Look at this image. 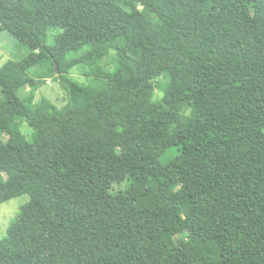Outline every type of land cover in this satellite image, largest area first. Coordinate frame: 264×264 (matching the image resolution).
<instances>
[{
	"label": "trees",
	"instance_id": "obj_1",
	"mask_svg": "<svg viewBox=\"0 0 264 264\" xmlns=\"http://www.w3.org/2000/svg\"><path fill=\"white\" fill-rule=\"evenodd\" d=\"M0 31L29 50L0 69V204L30 198L0 264H264V0H0Z\"/></svg>",
	"mask_w": 264,
	"mask_h": 264
},
{
	"label": "rangeland",
	"instance_id": "obj_2",
	"mask_svg": "<svg viewBox=\"0 0 264 264\" xmlns=\"http://www.w3.org/2000/svg\"><path fill=\"white\" fill-rule=\"evenodd\" d=\"M241 8H246L244 4H241ZM29 50L27 47L20 44L12 35L7 32L0 31V69L10 60L13 61H21L26 56H28ZM111 58L105 59H96L94 66H102L107 71H112L113 64L111 63ZM90 67H86L84 65H78L75 67L69 78L73 80L77 84H87L88 83V75H90ZM46 70L35 69L30 74L34 77H37L41 82H43L42 86H39L40 89L36 94V103H39L42 99H49L51 102L56 104L59 108H62L67 105L66 94L60 86V81L56 78H44V74ZM162 79H158V82H161ZM100 90L107 89V85L105 83H101L99 86ZM32 93V89L30 87H26L20 91L21 98H28ZM163 93L160 89H157L154 96L155 102L162 101ZM8 108L0 109V124L3 123L2 117L6 114ZM22 131L30 136L32 134V129L26 124H21ZM0 135L4 137L1 133ZM3 181L7 180V176L5 174H1ZM125 183L118 186L124 189ZM30 198L28 196H21L15 199H12L8 202L0 204V238L4 239L9 234V229L12 226L13 222L17 219L20 214L22 207L25 206L29 202ZM183 239H186V235H182L176 238L177 242H181Z\"/></svg>",
	"mask_w": 264,
	"mask_h": 264
},
{
	"label": "water",
	"instance_id": "obj_3",
	"mask_svg": "<svg viewBox=\"0 0 264 264\" xmlns=\"http://www.w3.org/2000/svg\"><path fill=\"white\" fill-rule=\"evenodd\" d=\"M56 73H57V74H59V71H58V69L56 70Z\"/></svg>",
	"mask_w": 264,
	"mask_h": 264
}]
</instances>
